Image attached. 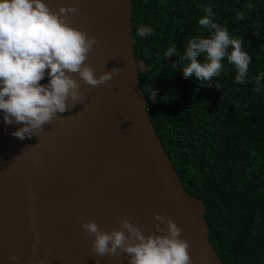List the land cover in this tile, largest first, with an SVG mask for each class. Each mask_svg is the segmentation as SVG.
I'll list each match as a JSON object with an SVG mask.
<instances>
[{
    "label": "water",
    "instance_id": "1",
    "mask_svg": "<svg viewBox=\"0 0 264 264\" xmlns=\"http://www.w3.org/2000/svg\"><path fill=\"white\" fill-rule=\"evenodd\" d=\"M45 2L53 11L76 7L68 23L96 37L84 63L97 77L118 70L95 86L72 73L81 96L31 137L12 136L22 124L0 117V264H128L119 249L95 253V237L81 224L95 221L110 232L127 218L148 235L157 223L167 227L154 213L182 228L192 264H225L210 238L207 206L184 184L150 113L132 0Z\"/></svg>",
    "mask_w": 264,
    "mask_h": 264
},
{
    "label": "trees",
    "instance_id": "2",
    "mask_svg": "<svg viewBox=\"0 0 264 264\" xmlns=\"http://www.w3.org/2000/svg\"><path fill=\"white\" fill-rule=\"evenodd\" d=\"M205 5L243 38L252 58L243 84L226 58L212 84L185 78L171 66L175 56L162 59L171 44L183 52L193 36L208 35L198 24ZM132 10L150 113L184 184L207 206L211 241L225 264H264V79L254 90L264 72V0H132ZM141 25H151L152 34L138 36Z\"/></svg>",
    "mask_w": 264,
    "mask_h": 264
},
{
    "label": "clouds",
    "instance_id": "3",
    "mask_svg": "<svg viewBox=\"0 0 264 264\" xmlns=\"http://www.w3.org/2000/svg\"><path fill=\"white\" fill-rule=\"evenodd\" d=\"M76 12L71 4L60 5L58 11H53L45 0H0V117L5 125L22 124L12 136L31 137L58 113L68 110V99L81 96L80 85L72 73L95 86L110 80L118 70L114 67L97 77L90 65L84 63L96 37L68 23L69 15ZM204 13L198 24L208 35L193 36L183 52L175 43L171 44L162 59L175 56L171 66L179 68L185 78L194 74L201 84H212L213 77L224 70L226 58L236 69L235 81L245 83L252 58L243 48V38L230 35L227 27L213 19L216 14L211 5L204 6ZM237 19H244V13H237ZM152 32L151 25L137 28L141 37ZM45 76L47 82L40 83ZM262 79L264 72L255 77V91H260ZM155 95L151 90L153 100ZM153 215L167 227L161 228L157 223V233L148 235L127 218H121L120 227L110 232L101 230L95 221L83 222L81 227L88 235H94L92 249L99 255H119V249L128 254V264H192L189 242L180 235L182 228L161 213Z\"/></svg>",
    "mask_w": 264,
    "mask_h": 264
}]
</instances>
